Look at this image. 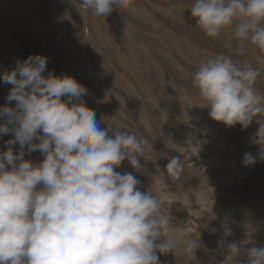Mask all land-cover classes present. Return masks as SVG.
<instances>
[{
    "label": "rangeland",
    "instance_id": "1",
    "mask_svg": "<svg viewBox=\"0 0 264 264\" xmlns=\"http://www.w3.org/2000/svg\"><path fill=\"white\" fill-rule=\"evenodd\" d=\"M194 3L132 0L103 17L81 0H0V75L42 55L44 76L67 75L87 89L84 104L103 127L148 141L136 155L139 170L127 160L115 170L132 173L142 192L158 196L162 212L170 209L172 229L164 235L174 236L177 246L157 253L159 264H225L221 238L240 242L242 252L264 246V112L246 127L216 122L192 79L202 61L229 56L260 72L254 90L264 107V50L249 41L240 55L236 23L208 37L191 17ZM11 87L0 79V108L15 107L6 99ZM8 127L0 153L10 147L19 155V145L8 143L14 140ZM246 153L256 163L246 166ZM174 156L183 165L178 180L166 170ZM43 158L25 149L24 159L39 164ZM225 225L233 235L224 237ZM183 239L200 241L195 258L185 254ZM246 259L239 257L241 264Z\"/></svg>",
    "mask_w": 264,
    "mask_h": 264
},
{
    "label": "clouds",
    "instance_id": "2",
    "mask_svg": "<svg viewBox=\"0 0 264 264\" xmlns=\"http://www.w3.org/2000/svg\"><path fill=\"white\" fill-rule=\"evenodd\" d=\"M132 0H81L96 16H108L114 5ZM191 17L208 37L236 23L238 53L245 42L264 50V0H195ZM47 58L30 55L0 75L11 85L6 97L15 107L0 108V134L14 133L0 153V264H159V254L173 252L170 209L150 191L140 190L132 173H120L125 160L135 170L146 139L136 133L103 127L95 110L85 106L87 89L74 78L51 73ZM260 72L219 55L202 61L193 74L194 86L210 108L209 116L227 127H246L264 112L254 85ZM63 98V99H62ZM38 141V143L34 142ZM39 151L43 160L24 159ZM264 159V152L261 153ZM243 163L256 159L246 153ZM166 170L173 180L183 171L182 160L171 157ZM224 237L233 235L226 225ZM184 252L196 257L199 240L183 239ZM225 264H264V246L241 249L240 242L221 238L218 250Z\"/></svg>",
    "mask_w": 264,
    "mask_h": 264
}]
</instances>
